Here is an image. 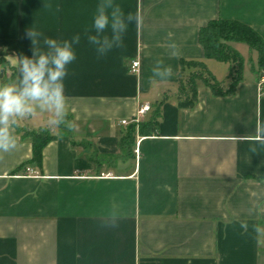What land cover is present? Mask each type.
<instances>
[{
	"label": "crops",
	"instance_id": "obj_1",
	"mask_svg": "<svg viewBox=\"0 0 264 264\" xmlns=\"http://www.w3.org/2000/svg\"><path fill=\"white\" fill-rule=\"evenodd\" d=\"M110 2L125 17L139 12L141 23L121 33L122 47L113 41L102 52L89 37L112 40L110 26L93 27L109 0H0V88H23L25 57L54 55L46 38L76 53L63 118L29 101L31 115L9 120L17 146L0 152V264H264V143L253 142L258 119L264 126L258 53L251 66L244 60L234 96L216 97L199 82L196 105L178 106L180 77L192 71L181 59L204 61L229 82L217 78L227 63L204 58L200 28L238 20L264 40V0ZM33 28L39 35L26 37ZM243 44H232L242 56ZM163 99L157 132L137 136L132 152L120 147L140 107L150 106L146 121ZM17 127L56 135L42 168L26 167L40 177L20 170L32 145Z\"/></svg>",
	"mask_w": 264,
	"mask_h": 264
},
{
	"label": "trees",
	"instance_id": "obj_2",
	"mask_svg": "<svg viewBox=\"0 0 264 264\" xmlns=\"http://www.w3.org/2000/svg\"><path fill=\"white\" fill-rule=\"evenodd\" d=\"M199 44L204 50L205 59H213L229 65L228 83L218 81L209 71L204 61L180 60V68H190L192 71L179 80V101L181 109L193 108L198 100V83L202 82L216 97L234 96L238 85L242 81L244 72V57L232 44L244 43L258 53V74L264 78V40L251 26L238 20L212 19L200 28ZM165 99L159 102L154 115L129 126L127 133L119 139V146H126L129 152L133 151L137 136H151L157 132L160 107ZM22 139H29L32 145V158L24 163L20 170L28 165L41 169L45 147L56 139V135L49 129L29 130L23 127L16 128ZM19 171V170H18ZM16 171V172H18Z\"/></svg>",
	"mask_w": 264,
	"mask_h": 264
},
{
	"label": "clouds",
	"instance_id": "obj_3",
	"mask_svg": "<svg viewBox=\"0 0 264 264\" xmlns=\"http://www.w3.org/2000/svg\"><path fill=\"white\" fill-rule=\"evenodd\" d=\"M107 8H112L110 14L106 10ZM133 23L139 30L141 23L139 12L135 15L129 12L125 17L121 7L119 5L113 7L109 0L107 5L98 6V14L94 17L93 27L97 33H103L110 26L113 33L112 40L110 41L106 35L103 37L90 36L89 40L100 45L99 51L102 52L110 50L113 41L120 48L123 46L121 33L126 32L128 25ZM37 35L39 33L34 28L25 32V36L29 38ZM32 42L36 43L35 40ZM73 42L79 43V36L73 37ZM45 43L54 49V55L41 54L38 60L34 61L25 57L21 61L23 88L20 90L13 87L0 88V152H9L16 148L17 142L8 131L9 120L12 117L31 115L34 108L29 104V101H39L41 109H54L56 115L61 119L65 115L64 78L68 75V65L76 60V53L68 41L60 46L55 39L46 38ZM167 72L169 76L172 74L170 67ZM257 129V135L253 142L264 143V126L259 119Z\"/></svg>",
	"mask_w": 264,
	"mask_h": 264
},
{
	"label": "built area",
	"instance_id": "obj_4",
	"mask_svg": "<svg viewBox=\"0 0 264 264\" xmlns=\"http://www.w3.org/2000/svg\"><path fill=\"white\" fill-rule=\"evenodd\" d=\"M139 67V62H133L131 70L133 72H135ZM150 110V106L149 105H143L140 107V109L138 110L137 116L136 118L131 121L134 124H138L141 119L144 117V115ZM130 122L129 121H122V125H129ZM23 175L25 176H31V177H40V173L36 170L30 169V168H26L25 172L23 173ZM105 175H102V177H104ZM110 175H107V177H109Z\"/></svg>",
	"mask_w": 264,
	"mask_h": 264
},
{
	"label": "rangeland",
	"instance_id": "obj_5",
	"mask_svg": "<svg viewBox=\"0 0 264 264\" xmlns=\"http://www.w3.org/2000/svg\"><path fill=\"white\" fill-rule=\"evenodd\" d=\"M242 46H244V50L242 49V51H243V57H244V60H245V62H246V65H248V67L249 66H251L252 64L251 63H254L255 61L253 60L252 61V55L250 54V53H254V55H256L257 56V54L255 53V52H253V50H251L249 47H248V45H246V44H243ZM218 65H221L222 67H225V65L224 64H218ZM224 69V68H223ZM220 74V73H219ZM229 75V72H228V74H226L225 72L222 74L221 73V75H218L219 77H217L219 80H225V79H227V76ZM214 76H216V75H214Z\"/></svg>",
	"mask_w": 264,
	"mask_h": 264
}]
</instances>
